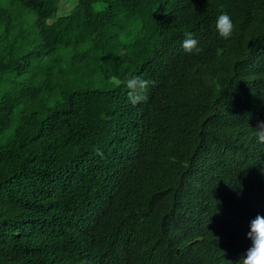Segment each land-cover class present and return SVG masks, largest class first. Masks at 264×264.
<instances>
[{
    "label": "trees",
    "instance_id": "obj_1",
    "mask_svg": "<svg viewBox=\"0 0 264 264\" xmlns=\"http://www.w3.org/2000/svg\"><path fill=\"white\" fill-rule=\"evenodd\" d=\"M261 121L264 0H0V264H236Z\"/></svg>",
    "mask_w": 264,
    "mask_h": 264
},
{
    "label": "clouds",
    "instance_id": "obj_2",
    "mask_svg": "<svg viewBox=\"0 0 264 264\" xmlns=\"http://www.w3.org/2000/svg\"><path fill=\"white\" fill-rule=\"evenodd\" d=\"M103 10V9H99ZM215 29L218 35L222 39H230L233 32L235 31V25L227 12H222L215 21ZM182 48L187 53H192L193 51L199 54L203 51L199 47V42L192 36V34L186 33L185 39L182 41ZM153 81L143 79L139 76L133 75L127 80V86L131 89V94L137 101L147 100V89L153 84ZM254 135L257 142L264 143V121L258 122L256 127H254ZM248 238L251 240V247L247 252L240 257L236 264H264V217L259 214L251 222V231L248 233Z\"/></svg>",
    "mask_w": 264,
    "mask_h": 264
}]
</instances>
